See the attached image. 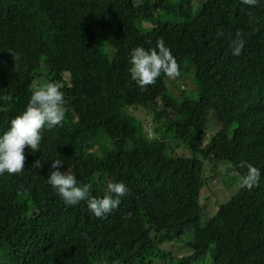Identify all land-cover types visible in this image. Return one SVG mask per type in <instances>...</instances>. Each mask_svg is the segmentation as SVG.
<instances>
[{
  "label": "trees",
  "instance_id": "trees-1",
  "mask_svg": "<svg viewBox=\"0 0 264 264\" xmlns=\"http://www.w3.org/2000/svg\"><path fill=\"white\" fill-rule=\"evenodd\" d=\"M160 38L181 75L140 88L129 53ZM43 81L64 85L66 116L39 152L26 147L22 174L0 176V264H264V0H0V136ZM212 120L231 150L208 142ZM56 159L97 198L110 181L128 194L106 218L67 205L48 183ZM219 160L225 190L212 194ZM241 161L259 185L214 202Z\"/></svg>",
  "mask_w": 264,
  "mask_h": 264
},
{
  "label": "clouds",
  "instance_id": "clouds-1",
  "mask_svg": "<svg viewBox=\"0 0 264 264\" xmlns=\"http://www.w3.org/2000/svg\"><path fill=\"white\" fill-rule=\"evenodd\" d=\"M241 2L256 6L259 0ZM245 43L244 33L238 29L230 42L232 55L239 57ZM129 56L131 78L140 88L155 85L162 74L170 80H175L181 75L180 65L163 38L158 39L155 47L150 49L140 46L133 48ZM63 87V84L56 81L37 82L32 86L26 109L11 120L10 128L0 136V176L5 173L10 176L22 174L27 159L26 147L32 152H39L44 129L51 130L56 126H62L66 116ZM4 99L10 100L11 97L5 96ZM33 165L41 168L42 162L36 160ZM63 166L62 160H53L48 183L67 205H77L81 201H86L89 212L97 218H106L118 208L120 198L128 194L124 182L110 181L106 194L102 198H97L91 193V184H79L71 171L60 170ZM240 167L247 169L239 178L240 186L249 190L257 187L261 177L260 169L246 161H241ZM18 194L22 195L23 191Z\"/></svg>",
  "mask_w": 264,
  "mask_h": 264
},
{
  "label": "rangeland",
  "instance_id": "rangeland-1",
  "mask_svg": "<svg viewBox=\"0 0 264 264\" xmlns=\"http://www.w3.org/2000/svg\"><path fill=\"white\" fill-rule=\"evenodd\" d=\"M186 3H190V2H192V0H184ZM142 118H146V125L148 126V129H150L151 128V123L148 121V119H150L149 118V116H148V114L146 113V116H145V114L144 113H142V111H139V112H137ZM213 126V127H212ZM219 130H220V127L217 125V123H216V121L214 122L213 120H212V122H211V125L209 126V132L207 133V135L206 136H208V142L211 140V137L214 135V134H216V133H218L219 132ZM219 134V139L222 141V144H223V146L227 149L228 147H229V150H231L230 148V146H229V141H225V137H224V135H222V134H220V133H218ZM232 134V132H230V135ZM229 135V136H230ZM203 144H206V140L203 142ZM228 150V149H227ZM222 151V150H221ZM220 151V152H221ZM92 152H95V150H93ZM177 153L178 154H184V155H188L189 154V149H187V147L186 146H184L183 148H180V149H177ZM94 156H93V153H86V158L87 159H89V160H91L92 158H93ZM218 165H219V168H217V169H215L214 170V168H212V170L211 171H209V182L210 183H212L213 184V187H212V184L210 185L211 186V193L213 194V190H217V186L219 185L220 187L218 188L219 190H221V192L223 193L224 192V187L222 186V184L224 185V182L223 181H221V176H219L218 174L221 172V173H223V174H225V173H227L226 172V170H227V168H228V164L227 163H224L223 161L222 162H220V160L218 161V163H217ZM235 172V171H234ZM218 173V174H217ZM235 174H237V172H235L234 174H232V173H230V174H228L227 176H225V177H222V179L224 178V179H226V181H227V186H230L229 188H227L226 187V192H225V196L224 197H219L220 196V191H216L217 193H215V194H217V197H215L214 198V202H216V201H220V203L221 202H225L226 201V199L228 198V199H230L231 198V196L234 194V193H236L238 190H239V188L241 187L240 186V184H238V183H240V181H239V178H240V176L238 177L237 175L235 176ZM238 177V178H237ZM220 179V183H218L217 181ZM231 181H235V182H237V184L235 183V182H231ZM222 183V184H221ZM231 183H232V185H231ZM223 189V190H222ZM218 194H219V196H218ZM227 197V198H226ZM211 200H212V198H211ZM181 244V243H180ZM179 243H176V242H171V243H169V244H165L163 247L167 250V251H170V252H173L174 254H176V255H178L179 257H182L183 255H185V253H186V250L183 248V247H181V245H180ZM160 264H164V263H162V262H160ZM202 264H209V262H207L205 259L204 260H202Z\"/></svg>",
  "mask_w": 264,
  "mask_h": 264
}]
</instances>
